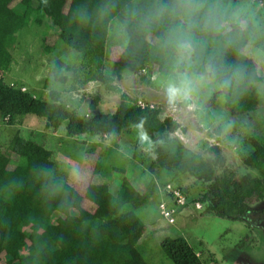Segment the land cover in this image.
<instances>
[{
  "label": "trees",
  "instance_id": "1",
  "mask_svg": "<svg viewBox=\"0 0 264 264\" xmlns=\"http://www.w3.org/2000/svg\"><path fill=\"white\" fill-rule=\"evenodd\" d=\"M99 2L0 0V118L12 123L25 114H34L45 118L48 127L57 128L64 122L68 136L119 134L136 128L139 138L147 135L154 141L172 131L170 120L161 118L159 108L140 107L137 100L120 91L111 76L103 73L106 29L99 24H81L78 19L80 11H92ZM37 12L45 14L60 40L82 53L87 77L101 81L108 90L120 92L112 113L82 117L63 103L59 91L50 90L44 100L5 82L4 76L14 62L17 33ZM117 63L132 72L149 71L143 61L130 64L118 56ZM69 69L68 64L56 59L44 87L54 81L64 83ZM255 103L254 99L246 101L245 110ZM96 105L94 98L90 108ZM249 141L251 148L241 161L256 170L257 175L247 173L238 178L231 171L218 172L221 156L220 147L215 144L206 149L211 157L200 152L185 155L183 143L175 151L157 146L148 168L152 172L158 168L170 176H192L204 185L195 201L202 202L215 216L242 219L249 211L251 199L264 195V137L251 136ZM133 157L145 164L139 150H134ZM38 167L54 170L55 161L52 151L34 140L15 133L6 148L0 149V264H148L136 247L145 225L125 205L137 206L155 195L158 185L154 180L140 191L124 179L116 193L110 191L108 182L92 181L83 193L70 183L71 187L66 185L67 198L61 201L45 197L36 175ZM187 197L188 203L193 200ZM160 247L173 264H203L184 237L166 236L160 240Z\"/></svg>",
  "mask_w": 264,
  "mask_h": 264
},
{
  "label": "rangeland",
  "instance_id": "2",
  "mask_svg": "<svg viewBox=\"0 0 264 264\" xmlns=\"http://www.w3.org/2000/svg\"><path fill=\"white\" fill-rule=\"evenodd\" d=\"M119 53L115 45L107 39L103 73L113 78V83L123 89L135 100H142L160 109L161 118L167 116L166 110L160 106L156 96L149 91L145 81L147 70H139L125 75L123 66L117 63ZM14 62L11 70L5 74L6 83L23 88L37 98L48 99L50 90L60 92L61 100L79 116L90 117L99 113H112L119 102L120 92L108 90L99 80L87 77V69L82 66V53L69 47L57 37V30L51 25L43 12L35 13L32 21L17 33V42L13 50ZM56 59H61L70 66L66 72L67 80L62 83L54 81L49 87H44L46 78L51 77V70ZM128 70V69H127ZM78 96V99L73 97ZM97 98V105L90 108V103ZM18 133L24 138L34 140L52 151L55 169L58 174L67 177L63 166L79 163L80 176L71 179V183L79 192L92 181L108 182L109 189L116 193L120 183L127 179L138 190L144 191L146 184L154 180L158 185L155 195L137 206L125 205L132 209L145 225L143 236L139 238L136 247L148 264H173L160 247V240L166 236L184 237L188 243L201 254L203 264H264V233L255 226L260 216L258 205L261 202H249V211L243 221L219 217L207 210L199 202L204 185L188 174L170 176L160 173L158 168L153 172L148 165L153 154L145 151L144 145L137 140L140 132L133 128L119 134L82 133L68 136L65 133V123L59 127H48L43 117L25 114L9 123L0 118V149L6 148L11 137ZM264 137V135H262ZM250 137H245L236 145L220 146L221 161L217 171L234 172L236 177L257 171L242 164L241 157L251 148ZM141 152L145 164L139 163L133 157L134 150ZM204 157H211L206 149L198 151ZM14 160L17 156L12 155ZM165 183L181 186L191 200L186 206L177 207L163 194ZM160 200H166L174 209V223H169L158 208ZM256 236L261 238V247L252 243Z\"/></svg>",
  "mask_w": 264,
  "mask_h": 264
},
{
  "label": "clouds",
  "instance_id": "3",
  "mask_svg": "<svg viewBox=\"0 0 264 264\" xmlns=\"http://www.w3.org/2000/svg\"><path fill=\"white\" fill-rule=\"evenodd\" d=\"M78 19L103 26L122 59L148 66L145 81L172 128L139 138L149 154L183 143L194 155L264 135V0H100ZM249 99L256 103L245 110ZM62 170L67 177L36 169L46 198L66 199L81 173L78 162Z\"/></svg>",
  "mask_w": 264,
  "mask_h": 264
},
{
  "label": "built area",
  "instance_id": "4",
  "mask_svg": "<svg viewBox=\"0 0 264 264\" xmlns=\"http://www.w3.org/2000/svg\"><path fill=\"white\" fill-rule=\"evenodd\" d=\"M23 90V88H21ZM137 104L140 107H153V104L149 102H144L142 100H137ZM163 194L166 200H170L175 206L177 207H183L186 206L188 203V197L185 192H183L182 188L179 186L173 185L171 183H165L164 189H163ZM166 200H160L158 203V208L160 211V214L169 222V223H174L175 219L173 216L174 209L170 208ZM198 205L199 203H195V206ZM197 256H201L200 252L196 251ZM205 264H211V263H205Z\"/></svg>",
  "mask_w": 264,
  "mask_h": 264
},
{
  "label": "flooded vegetation",
  "instance_id": "5",
  "mask_svg": "<svg viewBox=\"0 0 264 264\" xmlns=\"http://www.w3.org/2000/svg\"><path fill=\"white\" fill-rule=\"evenodd\" d=\"M216 145V144H215ZM219 146V145H218ZM220 147V146H219ZM251 201H255L256 203L257 202H261L263 205H258V207H259V209L258 210H260L259 211V213H260V216H262V215H264V195H263V197L262 198H253V199H251ZM250 201V202H251ZM198 203H199V201H198ZM199 207H200V205H199ZM246 215V214H245ZM244 215V216H245ZM259 216V217H260ZM258 217V218H259ZM257 218V219H258ZM237 221H241V222H245V224H247V222L246 221H243L244 219H243V217H242V219H236ZM257 221V220H256ZM255 237L252 239V243H254V245H256L257 247H261V238L259 237V236H256V235H254Z\"/></svg>",
  "mask_w": 264,
  "mask_h": 264
},
{
  "label": "water",
  "instance_id": "6",
  "mask_svg": "<svg viewBox=\"0 0 264 264\" xmlns=\"http://www.w3.org/2000/svg\"><path fill=\"white\" fill-rule=\"evenodd\" d=\"M255 226L258 227L262 233H264V215L257 219Z\"/></svg>",
  "mask_w": 264,
  "mask_h": 264
},
{
  "label": "crops",
  "instance_id": "7",
  "mask_svg": "<svg viewBox=\"0 0 264 264\" xmlns=\"http://www.w3.org/2000/svg\"><path fill=\"white\" fill-rule=\"evenodd\" d=\"M179 187H181V186H179ZM181 188H182V187H181ZM142 236H143V235H142ZM142 236H141V237H142Z\"/></svg>",
  "mask_w": 264,
  "mask_h": 264
}]
</instances>
